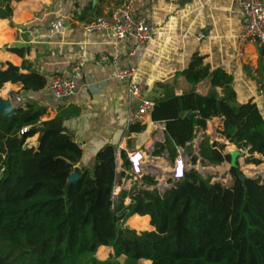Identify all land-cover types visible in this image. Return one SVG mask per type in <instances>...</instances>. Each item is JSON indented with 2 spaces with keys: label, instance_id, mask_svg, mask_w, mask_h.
Here are the masks:
<instances>
[{
  "label": "trees",
  "instance_id": "16d2710c",
  "mask_svg": "<svg viewBox=\"0 0 264 264\" xmlns=\"http://www.w3.org/2000/svg\"><path fill=\"white\" fill-rule=\"evenodd\" d=\"M20 1L0 0V19L11 20L12 3ZM263 57L260 49L259 61ZM5 66L0 68V89L5 83L27 92L45 88L43 75ZM179 75L192 86L203 81L210 86L205 94L191 90L180 96L165 86L151 112L152 121L165 123V141L156 144L154 154L166 151L173 160L176 148L187 149L209 120L223 118L221 138L246 150L245 165H260L263 161L254 154L264 157V118L256 104H237L228 74L211 70L197 53ZM79 114L76 107H60L53 118L42 120L46 108L35 102L18 106L10 117L0 113V264H264V179L242 181L237 165L228 171L232 183L225 186L190 169L161 192L153 176L143 175L141 185L120 191L113 203V190L125 176L117 173L116 149L107 145L90 169L78 168L82 150L64 122ZM35 135L36 146L25 147ZM223 149L203 138L202 163H230ZM121 158L127 169L123 153ZM196 162L193 156L191 164ZM72 174L77 175L74 181ZM127 198L130 204L125 205ZM135 215L148 216L153 230L126 226ZM134 221L147 226L145 218L134 217L130 224ZM100 247L113 254L99 260ZM120 257L122 263L116 260Z\"/></svg>",
  "mask_w": 264,
  "mask_h": 264
},
{
  "label": "crops",
  "instance_id": "0c3cea01",
  "mask_svg": "<svg viewBox=\"0 0 264 264\" xmlns=\"http://www.w3.org/2000/svg\"><path fill=\"white\" fill-rule=\"evenodd\" d=\"M120 1L22 0L12 3L11 20L0 19V68L5 69V64L10 63L24 74L36 72L46 79L45 88L38 92L23 91L18 84L5 83L0 89V99L10 102L14 109L27 102L43 106L46 115L42 120L53 118L60 107L79 109L78 116L64 122L73 141L82 150L78 168L90 169L95 155L107 145L116 149L118 174L129 169V152H147L149 147L154 149L149 157L152 158L153 169L144 175H151L157 181L159 169L166 170L172 165L176 156L169 160L166 151L160 156L154 154L156 144L165 141L164 122L152 121L150 113L142 123L130 126L141 128L136 131L125 127L122 119H116L124 118L133 108L127 84L115 78L116 73L129 67L136 70L133 82L142 84L144 96L154 103L163 97L165 86L176 96L191 90L205 94L210 86L208 81L192 86L179 75L188 66L192 55L197 53L204 57L211 70L220 68L228 74L237 104L252 100L264 118V57L259 61L260 49L253 45L244 47L242 57L236 55L237 35L242 31V15L237 0H139L134 6L135 14L147 19L154 34L153 42L145 48L132 38L116 46L104 35L83 30L85 23L107 14ZM199 35L201 39H198ZM7 48L19 49L22 54L9 52ZM99 53L108 56L107 63L98 62ZM76 64L80 69L72 72ZM55 75L74 80L76 93L69 100L60 102L50 96L48 87ZM17 98L22 102L17 103ZM222 122L223 118L209 120L197 143L193 140L187 149L176 148L185 157L187 171L192 168L193 156L202 164L198 151L203 138H208L209 144H219L216 140L217 136L221 137ZM37 138L38 135L30 138L29 147L36 146ZM222 143L228 145L230 151L237 149L228 142ZM122 153L127 169L122 166ZM245 155L248 157L247 152ZM254 158L264 160L257 154ZM244 160L242 163L239 161L240 165L245 164ZM148 162L147 152L145 165ZM124 175L115 186L118 194L142 182L141 178L133 179L128 173ZM170 184L169 181H157L156 188L163 192L162 186L172 187ZM124 204H130V199L127 198ZM134 217L146 218L147 227H143L144 223L135 224V221L131 225L130 220ZM149 220L148 216L135 215L127 220L126 226L138 232L151 231ZM97 254L105 260L113 250L100 247Z\"/></svg>",
  "mask_w": 264,
  "mask_h": 264
},
{
  "label": "built area",
  "instance_id": "2783aa9c",
  "mask_svg": "<svg viewBox=\"0 0 264 264\" xmlns=\"http://www.w3.org/2000/svg\"><path fill=\"white\" fill-rule=\"evenodd\" d=\"M139 0H121L119 4L114 6L107 14L96 17L93 21L85 23L83 30L86 33H97L104 35L113 45H123L132 38L142 47H147L154 40L152 28L149 26L147 19L135 14V4ZM178 2L179 0H170ZM240 13L242 15V31L237 35L236 55L243 56V50L246 45H253L258 49L264 50V0H237ZM202 36L199 35L198 39ZM98 62L101 64L108 62V56L104 53L98 54ZM79 65L72 67V72H78ZM135 68L129 67L115 74V78L124 81L127 84V92L132 101L133 108L124 118L116 117L117 121L122 119L125 127L140 124L145 117L149 115L154 107V102L144 96V86L140 83L133 82ZM48 91L50 96L56 101H67L76 93V85L72 78L62 75L53 76ZM17 103H21V98L16 99ZM26 129L23 130L25 132ZM202 130H198L195 134L194 141L197 143L202 137ZM153 147H149L148 163H144L145 154L140 150L132 151L127 154L129 169L125 170V174H129L133 179L141 178L145 172L153 169L152 152ZM177 155L172 165L166 170L159 169L157 181H179L187 172V164L183 153L178 149ZM117 188L113 190L111 200L116 202L118 192Z\"/></svg>",
  "mask_w": 264,
  "mask_h": 264
},
{
  "label": "rangeland",
  "instance_id": "374dc122",
  "mask_svg": "<svg viewBox=\"0 0 264 264\" xmlns=\"http://www.w3.org/2000/svg\"><path fill=\"white\" fill-rule=\"evenodd\" d=\"M2 100V99H1ZM1 104V103H0ZM31 139H28L25 143V147H29L30 146V143H31ZM217 142H219V144L223 145V138L221 137H218L217 136ZM228 145H225L224 146V149L223 151H225V153H231V152H237L239 153V156H238V160L242 163V161L247 157V155L244 156V154H246L245 151H243L244 153L240 152L239 150L237 149H233L232 151H230L228 149ZM227 148V149H226ZM229 164L227 163H223L219 166H212V165H208L207 163H199L198 161L196 162L195 165H191L192 168L191 169H194V170H197L199 173H200V168H205V169H212L213 171H215V174H204L202 175L203 177H206L208 175H211V176H214L212 182H220L222 183L223 185L225 186H230L232 181H231V178L228 174V171H229ZM165 167V166H164ZM163 167V168H164ZM240 167V170L242 172V174H246V175H250V176H254L252 173H249L248 171L250 170H254V169H259L260 167H263L264 168V160L263 162L258 165V166H251V165H245V164H241L239 165ZM247 169V170H246ZM260 179H262L261 177H259ZM146 219V218H145ZM147 220V219H146ZM135 224H140L138 221H135ZM147 227V226H146ZM96 257L99 259V260H104L102 258V256H98V254L96 253ZM110 255H108V257H106L105 259L109 258ZM117 261H119L120 263H122L124 261V257H120L118 259H116ZM138 264H149V262L147 261H139Z\"/></svg>",
  "mask_w": 264,
  "mask_h": 264
},
{
  "label": "water",
  "instance_id": "95a60500",
  "mask_svg": "<svg viewBox=\"0 0 264 264\" xmlns=\"http://www.w3.org/2000/svg\"><path fill=\"white\" fill-rule=\"evenodd\" d=\"M14 110L15 109H14L13 105L10 102H4V106L3 105H0V113L3 116H6V117L13 116ZM8 111H10L9 114L7 113ZM222 125H223V122H222ZM223 141H224L225 144L227 143V141L225 139H223ZM227 154L230 155V157H231V160H230V163H229V170L232 167H236L237 165L238 166L240 165L239 160H238L239 153H237V152H231V153H227ZM185 156H186V158H188V156L186 154H185ZM200 173L202 175H204V174H215V171H213L212 169H205V168H202L201 167L200 168ZM259 177H261L262 179H264V176H250V175L242 174L241 180L244 181L247 178H250V179H258ZM76 179H77V175L76 174H72V176L70 178V181H74ZM169 188L170 187H167V186L163 185L161 189L165 191V190H167Z\"/></svg>",
  "mask_w": 264,
  "mask_h": 264
},
{
  "label": "bare ground",
  "instance_id": "6f19581e",
  "mask_svg": "<svg viewBox=\"0 0 264 264\" xmlns=\"http://www.w3.org/2000/svg\"><path fill=\"white\" fill-rule=\"evenodd\" d=\"M0 105H3L4 106V103H2L0 101ZM10 106V105H9ZM7 107V106H6ZM8 114L10 113V111L7 112ZM247 170V169H246ZM249 173H252L254 176H264V168L263 167H260L259 169H254V170H250L248 171Z\"/></svg>",
  "mask_w": 264,
  "mask_h": 264
}]
</instances>
